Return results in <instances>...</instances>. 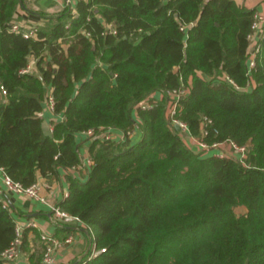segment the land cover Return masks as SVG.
<instances>
[{"label": "trees", "instance_id": "16d2710c", "mask_svg": "<svg viewBox=\"0 0 264 264\" xmlns=\"http://www.w3.org/2000/svg\"><path fill=\"white\" fill-rule=\"evenodd\" d=\"M20 4L0 0V166L24 186L76 170L55 203L105 248L81 264H264V34L249 67L254 9L235 0H73L56 13L33 11L26 37L11 29ZM173 90L183 94L170 115ZM49 95L51 136L41 127ZM173 119L208 143L246 144L245 163L191 149ZM107 127L124 138L82 134ZM82 139L92 159L85 173ZM4 198L0 264H40L46 241L33 226L19 234L26 261L1 256L21 215ZM57 222L61 241L76 231Z\"/></svg>", "mask_w": 264, "mask_h": 264}, {"label": "built area", "instance_id": "2783aa9c", "mask_svg": "<svg viewBox=\"0 0 264 264\" xmlns=\"http://www.w3.org/2000/svg\"><path fill=\"white\" fill-rule=\"evenodd\" d=\"M73 0H66V3H71ZM264 2V0H260ZM113 28V27H112ZM11 29L14 31H20L24 36H29L33 33L32 29L20 24L17 21L12 22ZM111 29V28H110ZM112 30V29H111ZM264 34V10L254 9L253 11V19L251 22V31L248 34V38L250 40L249 44V57H248V66L251 67L254 65V56L259 49V40ZM31 68V63L28 64L22 71L29 70ZM2 92L5 93V89L1 86ZM183 90H173L171 95L173 97L172 101L169 105V114L172 115L175 112L177 100L182 96ZM47 105L50 109L53 107V98L51 95L48 96ZM173 123H178L180 125L181 130L186 132L188 135L190 134L189 127L187 123L179 121L177 119H173ZM115 128L107 127L102 129L99 132H94L92 129H87L82 132V134L94 137H99L102 139H114L116 136L113 132ZM204 134L205 131H202ZM120 139L124 138V133L121 131ZM196 145L197 151L205 152V151H215L219 155H228L232 154L240 161L245 163L246 157L248 155V146L246 144H237L232 140H223V141H213L211 143L206 142L201 137L195 138L193 141ZM92 162L91 156L88 154L85 156L83 160V167L87 168ZM0 182L4 186V188L9 192H15L17 194L41 201L47 205H49L50 212L52 216L60 222H64L67 224H75L79 225L81 220L79 216L75 214H71L66 210L62 209L58 204L49 202L46 195L42 191V184L39 181H36L28 186H24L19 181L12 179L0 166ZM68 194V191L64 192V196ZM6 206V203L3 204ZM33 226L36 227L37 224L34 220H27L26 222L17 221L16 223V233L17 237L12 241L10 246L6 248L1 256L7 259H15L19 255L18 245L20 243L19 234L23 228V226ZM41 239L46 241V245L43 249L42 258L40 264H51L55 259V249L60 243V240L53 236L51 233L42 232ZM73 241V235H67L62 242L69 243ZM105 250L104 247L97 249L92 246L90 251V256H94L100 251Z\"/></svg>", "mask_w": 264, "mask_h": 264}, {"label": "crops", "instance_id": "0c3cea01", "mask_svg": "<svg viewBox=\"0 0 264 264\" xmlns=\"http://www.w3.org/2000/svg\"><path fill=\"white\" fill-rule=\"evenodd\" d=\"M238 4L244 5L251 9H261L264 10V2L260 0H235ZM247 2L250 4L248 5ZM66 4V0H22L21 4L17 8L15 12V21L19 22L20 24L28 27L30 23L35 22L39 19L38 14H36L35 10H43L47 12H53L56 13L60 11ZM32 10V11H31ZM31 66H33V58L31 60ZM160 93L156 92V97H159ZM41 114L44 116V118L48 121L49 119L54 118V115L52 114V110L48 107L47 104H45L43 111ZM50 127L51 124L49 123ZM52 129V128H51ZM115 133V137L113 140H120L119 136L121 133V130L118 128L113 129ZM85 136V134H83ZM135 138V136H134ZM189 138L187 137V140ZM80 145V154H81V163L79 164V168H81V172L85 173L86 169L83 167V160L86 155L89 154L88 152V145L85 139L81 140ZM190 148L193 150H197L196 145L193 143H190ZM74 173L77 174L76 170L74 168L65 170H60V178L56 181H51L48 183L45 181L42 177H38V180L42 184V191L46 195L49 202H57L64 196V192L68 191V185L67 181L65 179V175L68 173ZM5 192L6 193V199L4 198V201L7 202L14 210V212L21 211V215H17L16 219L17 221L26 222L27 220H34L37 224L36 228L41 232L46 233H57V220L51 215L47 216L45 212L50 211L49 205L17 194L15 192H9L7 191L2 183L0 182V194ZM57 237L59 239L63 238V234L61 232L57 233ZM73 235V241L69 243H63L60 240V243L55 249V259L51 264H81L84 261V258L86 255L89 254V252L92 249V242L90 247L89 245V237L87 234L83 231H80L76 229ZM31 244L36 252V255H38L41 252L40 247V240L36 238V236L32 233L29 237ZM18 262H24L26 261V256L20 254L17 257Z\"/></svg>", "mask_w": 264, "mask_h": 264}, {"label": "water", "instance_id": "95a60500", "mask_svg": "<svg viewBox=\"0 0 264 264\" xmlns=\"http://www.w3.org/2000/svg\"><path fill=\"white\" fill-rule=\"evenodd\" d=\"M20 1L22 2V0H20ZM111 29H112V26H111ZM174 126L176 127L177 130H180L181 129L180 128V125L178 123H175ZM41 127H42V130H43L44 134L49 135V136L52 135V129H51L48 121L45 118L42 120ZM250 142H251V140L249 139L247 141V143L249 144ZM45 214L47 216H51L52 215L50 211L45 212ZM71 227L74 228V229H78L80 231H83V232H85L87 234V236L89 237V245H88V247H90L91 242H92V237H91L89 231L85 227H83V226L73 225Z\"/></svg>", "mask_w": 264, "mask_h": 264}, {"label": "rangeland", "instance_id": "374dc122", "mask_svg": "<svg viewBox=\"0 0 264 264\" xmlns=\"http://www.w3.org/2000/svg\"><path fill=\"white\" fill-rule=\"evenodd\" d=\"M247 4L249 5L250 3L249 2H247ZM180 133H181V135H182V138H183V140H184V142L189 146V147H191L190 146V143H194L193 141L195 140V138H197L196 136H193L191 133L188 135L186 132H184L183 130H181L180 129ZM187 137L189 138L188 140H187Z\"/></svg>", "mask_w": 264, "mask_h": 264}]
</instances>
